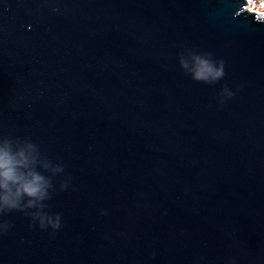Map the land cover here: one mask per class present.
<instances>
[{
    "label": "water",
    "instance_id": "95a60500",
    "mask_svg": "<svg viewBox=\"0 0 264 264\" xmlns=\"http://www.w3.org/2000/svg\"><path fill=\"white\" fill-rule=\"evenodd\" d=\"M247 3L0 0V141L34 146L60 225L0 213V264H264V19ZM205 54L215 82L191 78Z\"/></svg>",
    "mask_w": 264,
    "mask_h": 264
},
{
    "label": "clouds",
    "instance_id": "9594fccd",
    "mask_svg": "<svg viewBox=\"0 0 264 264\" xmlns=\"http://www.w3.org/2000/svg\"><path fill=\"white\" fill-rule=\"evenodd\" d=\"M180 66L188 69L186 61L181 60ZM191 78L205 83L215 82L224 76L223 62L214 63L208 55H193ZM229 95H232L229 93ZM56 168L55 171H61ZM50 181L36 171V156L34 146L22 144L5 138L0 141V213L12 210L25 211L39 222L44 228L50 226L58 228L59 216L52 218L46 215L42 209V203L48 198ZM5 228L8 225H4Z\"/></svg>",
    "mask_w": 264,
    "mask_h": 264
},
{
    "label": "rangeland",
    "instance_id": "374dc122",
    "mask_svg": "<svg viewBox=\"0 0 264 264\" xmlns=\"http://www.w3.org/2000/svg\"><path fill=\"white\" fill-rule=\"evenodd\" d=\"M246 11L256 15L258 18L264 19V0H248Z\"/></svg>",
    "mask_w": 264,
    "mask_h": 264
}]
</instances>
